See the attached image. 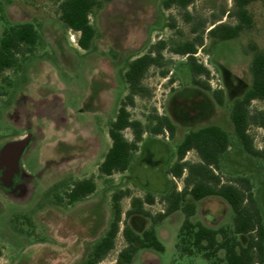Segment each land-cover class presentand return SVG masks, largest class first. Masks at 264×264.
Wrapping results in <instances>:
<instances>
[{"label":"rangeland","instance_id":"obj_1","mask_svg":"<svg viewBox=\"0 0 264 264\" xmlns=\"http://www.w3.org/2000/svg\"><path fill=\"white\" fill-rule=\"evenodd\" d=\"M97 1L102 5L90 16L97 34L93 48L85 51L78 45L79 35L60 19L61 0H0V39L9 25L18 23L35 24L42 38L19 70L0 75V147L15 138L27 147L20 160L24 173L17 177L0 170V264L84 263L110 228L113 194L128 186L143 197L147 190L158 194L155 205L145 208L152 215L160 213L161 195L173 186L184 188V178L169 173L178 161V146L188 132L210 125L223 128L231 140L221 175L225 180L248 177L264 213V154L252 157L243 150L231 120L233 103L252 87L253 59L264 52V3L249 6L252 29L218 42L209 31L220 23L236 24L229 16L233 0H195L186 9H166L164 0ZM198 35L204 44L198 45L195 57L210 71V77L200 79L212 91L223 90V106L212 91L194 85L188 58L174 52ZM160 41L167 43L161 66L150 68L144 91L129 108L146 130L140 152L127 174L103 177L99 165L112 145L110 125L129 92L124 73L132 60ZM11 107L27 112L23 125L12 124ZM261 113L264 100L253 101L249 133L263 151ZM159 116H168L176 125L174 138L152 133ZM123 134L133 140L130 129ZM197 159L194 151L186 156L190 162ZM85 178H94L96 192L88 202L68 205L65 196L71 185ZM197 209L193 221L216 229L233 225V210L218 197L198 201ZM184 220L179 212L159 223L155 230L164 251L140 249L131 264H211L201 254H179L176 245ZM146 222L149 229L155 227L151 219L127 221L137 230ZM124 223L115 249L100 264L120 262L127 245Z\"/></svg>","mask_w":264,"mask_h":264},{"label":"trees","instance_id":"obj_2","mask_svg":"<svg viewBox=\"0 0 264 264\" xmlns=\"http://www.w3.org/2000/svg\"><path fill=\"white\" fill-rule=\"evenodd\" d=\"M112 2L114 0H103ZM195 0H164L166 9L177 6L188 8ZM259 0H233L234 10L229 13L236 24L220 23L209 31L210 37L216 41L232 40L240 36L245 30L254 26L253 16L249 6ZM264 3V0H260ZM102 3L97 0H61L60 19L67 28L80 33L78 45L82 50L89 51L94 46L97 31L92 25L90 16ZM197 33V30L194 29ZM42 38L33 23L9 25L0 39V75L7 70H19L23 61L35 53ZM204 44L203 36H197L193 41L179 45L174 49L176 54L186 56L193 76V83L205 90L212 91L210 85L200 77H210V71L200 64L195 55L198 45ZM167 43L160 41L151 50L129 63L124 73L128 86V94L121 102L116 119L111 123L109 135L112 145L103 162L99 165V174L110 177L117 173L126 172L134 155L139 151L146 130L141 121L132 118L130 107L136 104L135 98L144 91L143 80L153 66H161L163 51ZM253 75L252 87L233 103L231 120L237 138L243 150L252 157H261L264 150L257 149L249 133L250 106L255 100H264V52H257L251 66ZM164 75L166 73H163ZM213 96L220 106L225 104L223 90H213ZM264 126V113H261ZM130 129L133 140L128 141L123 132ZM176 125L168 116L157 117V124L152 133L162 135L168 133L174 138ZM231 148V140L227 131L217 125H210L199 130L188 132L183 142L178 146V161L171 167L169 173L173 178H184V188L178 190L173 186L170 193L164 195L161 202L165 204L164 211L152 215L145 209V204L153 205L156 198L146 194L139 199L126 213L127 218L135 215L150 218L153 226L158 225L177 211L185 214V220L180 229L176 245L179 254L194 256L201 254L211 264H264V213L256 198L253 182L245 176H238L225 180L221 175L222 162L225 154ZM191 151L196 152L199 162H190L186 156ZM94 178L78 180L71 185L65 198L67 204L72 205L82 201L96 192ZM131 195V190H120L112 197L113 219L106 235L95 245L88 259L82 264H100L111 251L115 249L116 238L120 232L122 221L121 201ZM191 197L200 201L208 197L223 199L234 212L233 228L222 227L213 229L201 222L191 220L197 211L195 202L187 200ZM60 202L65 198L58 197ZM123 237L127 243L120 252V262L117 264H131L135 254L140 249L152 248L158 252L164 251L155 227L150 229H135L125 221ZM140 232V233H139ZM224 251L222 258L220 252ZM2 249L0 248V257Z\"/></svg>","mask_w":264,"mask_h":264},{"label":"crops","instance_id":"obj_3","mask_svg":"<svg viewBox=\"0 0 264 264\" xmlns=\"http://www.w3.org/2000/svg\"><path fill=\"white\" fill-rule=\"evenodd\" d=\"M18 24H21V23H18ZM12 25H14V24H12ZM78 35H79V38H80V33H78V32H76ZM7 71H9V70H7ZM6 72V71H5ZM10 110H12L11 111V113H10V115H9V119L12 121V124H14V125H23V123L27 120V118L29 117L28 116V114H27V112L26 111H20L19 109L18 110H16L15 109V107L14 108H12L11 107V109ZM146 133V132H145ZM25 136V135H24ZM23 136V137H24ZM23 137H21V138H23ZM144 139H145V134H144ZM144 139H143V141H144ZM17 141H20V140H17V138H15L14 140H11V141H7V142H5L3 145H1V147H0V167H2V165L3 164H7L9 167H10V169L11 168H14L15 170H16V172L17 173H19V174H22V173H24V169L22 168V166H21V162H20V160H21V157H22V155H23V153H24V151H25V149L27 148L26 146L21 150V152H20V154H17L15 151H13V150H8V151H3V148L8 144V143H13V142H17ZM143 141H142V143H143ZM142 143L140 144V147H139V151L134 155V157H133V159H132V162H131V164H130V167H129V169L126 171V172H124V173H119V174H127L130 170H131V168H132V166H133V162H134V160H135V157L139 154V152H140V149H141V147H142ZM198 156V155H197ZM195 162H199V157H198V159L195 161ZM115 175V174H114ZM112 176H110V177H107V178H111ZM78 180H80V179H78ZM96 182V181H95ZM96 186H97V184H96ZM131 190H132V188L130 187V186H128ZM97 190V189H96ZM121 190H123V189H121ZM126 190V189H125ZM147 193H150V194H152L153 196H158V194H155V193H153V192H151V191H149V190H147ZM92 195H94V194H92ZM92 195L91 196H89L88 198H86V199H84V200H86V201H84V200H82V201H79V202H76V203H74V205H76V204H82V203H85V202H88L89 201V199L92 197ZM161 196H164V195H161ZM209 198H211V197H208V198H205V199H202V200H200V201H205V200H207V199H209ZM124 199H126L127 201H126V203H123V202H121V205H122V212H123V214H122V221H141V220H143V221H150V219L149 218H147V217H143V216H140V215H135V216H132L131 218H127L126 217V213L130 210V209H132V208H134V206L136 205V203H137V201L139 200V199H144V197L142 196V195H137V194H135V193H133L132 191H131V195L130 196H127V197H125ZM220 200H223V199H221V198H219ZM187 200L188 201H190V202H195L196 203V205H197V202L198 201H194L191 197H188L187 198ZM123 201V200H122ZM224 201V200H223ZM225 202V201H224ZM123 204L124 205H126V207H124L123 208ZM163 204V203H162ZM227 205H228V203H226ZM155 204H153V205H148V204H145V207L146 206H154ZM164 205V208H163V211H164V209H165V204H163ZM229 206V205H228ZM146 209V208H145ZM147 210V209H146ZM179 212H182V211H177V212H175V213H173L172 215H170L169 217H171V216H173L174 214H176V213H179ZM199 212V209H197V211H196V214ZM184 214V213H183ZM195 214V215H196ZM185 215V214H184ZM169 217H167L166 219H168ZM195 218V216H193L192 218H191V220L193 221V219ZM164 221V220H163ZM194 222H201V221H194ZM202 224H204L205 226H207V227H210V228H213V227H211V226H209V225H207L206 223H204V222H201ZM233 224H234V221H233ZM145 225H146V227L145 228H143L144 230H147V229H149L148 227H147V222L145 223ZM144 225V226H145ZM157 227V225L155 226V228ZM224 227V226H223ZM225 227H229V228H233V225H228V226H225ZM213 229H216V228H213ZM138 231V230H137ZM140 233V232H139ZM222 252L225 254V252L224 251H221L220 252V256L223 258L225 255L223 254L222 255Z\"/></svg>","mask_w":264,"mask_h":264},{"label":"water","instance_id":"obj_4","mask_svg":"<svg viewBox=\"0 0 264 264\" xmlns=\"http://www.w3.org/2000/svg\"><path fill=\"white\" fill-rule=\"evenodd\" d=\"M26 146V144L22 143L21 141L8 143L4 148L3 151L13 150L17 154H20L21 150Z\"/></svg>","mask_w":264,"mask_h":264},{"label":"flooded vegetation","instance_id":"obj_5","mask_svg":"<svg viewBox=\"0 0 264 264\" xmlns=\"http://www.w3.org/2000/svg\"><path fill=\"white\" fill-rule=\"evenodd\" d=\"M0 170L3 173H6L7 175L10 174V176L15 175L17 177H19V173L16 172V170L14 168H11L7 165V164H3L2 167H0Z\"/></svg>","mask_w":264,"mask_h":264}]
</instances>
